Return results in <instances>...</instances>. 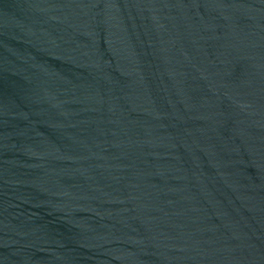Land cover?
I'll return each instance as SVG.
<instances>
[{
	"label": "water",
	"instance_id": "95a60500",
	"mask_svg": "<svg viewBox=\"0 0 264 264\" xmlns=\"http://www.w3.org/2000/svg\"><path fill=\"white\" fill-rule=\"evenodd\" d=\"M0 264H264V0H0Z\"/></svg>",
	"mask_w": 264,
	"mask_h": 264
}]
</instances>
